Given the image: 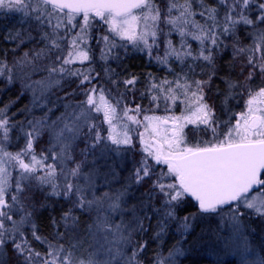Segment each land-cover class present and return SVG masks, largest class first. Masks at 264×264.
I'll use <instances>...</instances> for the list:
<instances>
[{"label":"snow or ice","instance_id":"6c2138e0","mask_svg":"<svg viewBox=\"0 0 264 264\" xmlns=\"http://www.w3.org/2000/svg\"><path fill=\"white\" fill-rule=\"evenodd\" d=\"M8 20L0 264H177L211 220L189 248L264 264V0H0Z\"/></svg>","mask_w":264,"mask_h":264},{"label":"trees","instance_id":"16d2710c","mask_svg":"<svg viewBox=\"0 0 264 264\" xmlns=\"http://www.w3.org/2000/svg\"><path fill=\"white\" fill-rule=\"evenodd\" d=\"M13 23H15L14 20L0 21V34H2L6 30V27H11ZM6 46L7 45H5L2 42V40H0V48L6 47ZM124 63L128 66V70L133 71V72L148 71L151 69V66L147 65L144 62L143 58L141 56H139L138 54L130 55L129 57H127L125 59ZM113 67H115V65H113ZM0 87H3V85L0 84ZM138 87H142V85H138ZM18 95H20V85L19 84H16V85L10 87L6 91L0 92V105L7 103L9 100H14ZM215 99L213 98V102L216 104L217 99H216V101H215ZM29 100H30V96L24 95L13 106L12 111L15 112L17 109L22 108L24 105H26L29 102ZM137 102H142L145 106L148 105L147 99H144L143 101L138 100ZM173 231H174V229H173ZM258 232H259V234L257 233L258 235L256 236V238L262 237L264 234V231L259 230ZM177 238L178 237H174L172 235H169L166 238L167 239L166 248L170 247L175 242V239H177ZM262 244H264V242ZM205 245H206V243L204 242V240L193 245L192 251L190 252V254H188L184 258H182L178 264H215V263H211L208 259H206L204 257L203 248ZM149 252H151V248L149 249ZM222 264H235V263L233 261H227V262H224Z\"/></svg>","mask_w":264,"mask_h":264},{"label":"rangeland","instance_id":"374dc122","mask_svg":"<svg viewBox=\"0 0 264 264\" xmlns=\"http://www.w3.org/2000/svg\"><path fill=\"white\" fill-rule=\"evenodd\" d=\"M209 95H210V97H212V99H210L209 102L213 103V98L215 99V90L213 89V92L210 93ZM215 101H216V99H215ZM216 105H217V108H219V106H220L219 99H217ZM232 106H233V109L235 111H239L243 107V101H240L239 104H237L236 101H232ZM157 114H163V112L161 111V112H158ZM177 114H179V110L178 109H177ZM189 128H191V126H189ZM131 158H132V154L129 153V159H131ZM210 224L214 225L215 221L214 220L202 221V222L198 223V225L196 226L195 231L193 232L192 236L188 237L189 245H191L192 240L197 235L200 234L201 229L209 227ZM251 227L253 229H255L254 233L252 234V240H253V243L257 247V251H259L260 247H264V244H262L264 242V234H263L262 237L256 238V236L259 234V232H258L259 230H263L264 231V221L255 220V221L251 222ZM204 242L206 243V245L203 248V254H204V257L206 259H208L211 263L222 264V263L227 262V261H233L235 264H238V258L237 257L213 251L212 246H211V242H210L208 236L204 237ZM189 245H185V247L188 248V251H186L185 256L190 254V252L192 251V247L189 248ZM185 256L179 257L178 260H177V264Z\"/></svg>","mask_w":264,"mask_h":264}]
</instances>
